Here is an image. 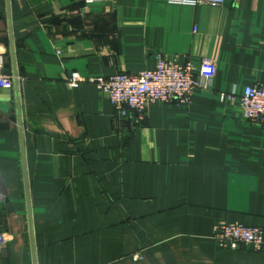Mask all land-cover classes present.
Returning <instances> with one entry per match:
<instances>
[{"label":"crops","instance_id":"0c3cea01","mask_svg":"<svg viewBox=\"0 0 264 264\" xmlns=\"http://www.w3.org/2000/svg\"><path fill=\"white\" fill-rule=\"evenodd\" d=\"M0 264H264V124L218 92L264 83V0H0ZM215 63L212 90L120 120L89 80ZM86 78L70 87L67 77Z\"/></svg>","mask_w":264,"mask_h":264},{"label":"built area","instance_id":"2783aa9c","mask_svg":"<svg viewBox=\"0 0 264 264\" xmlns=\"http://www.w3.org/2000/svg\"><path fill=\"white\" fill-rule=\"evenodd\" d=\"M111 0H86L88 3ZM225 0H185L193 4L221 6ZM6 52L0 48V90L12 89L13 78L5 71ZM215 76V63L205 58L198 70L191 63L181 64L162 56L158 57L154 69L138 72H118L109 77H97L89 80L109 99L120 120H129L133 126H139L147 117L151 104L156 102H176L188 104L197 88L212 90ZM67 83L74 88L86 81L78 72L67 77ZM223 102L239 101L245 118L254 123L264 124V83L247 86L242 94L236 90L218 92ZM3 199L0 193V200ZM215 239L224 248L248 245L254 250L264 246V229L241 223H223L215 228ZM7 237L0 235V245L5 246Z\"/></svg>","mask_w":264,"mask_h":264}]
</instances>
